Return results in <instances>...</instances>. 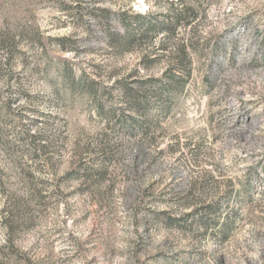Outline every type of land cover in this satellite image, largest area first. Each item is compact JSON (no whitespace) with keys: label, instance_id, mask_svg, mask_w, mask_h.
I'll list each match as a JSON object with an SVG mask.
<instances>
[{"label":"rangeland","instance_id":"374dc122","mask_svg":"<svg viewBox=\"0 0 264 264\" xmlns=\"http://www.w3.org/2000/svg\"><path fill=\"white\" fill-rule=\"evenodd\" d=\"M0 264H264V0H0Z\"/></svg>","mask_w":264,"mask_h":264},{"label":"trees","instance_id":"16d2710c","mask_svg":"<svg viewBox=\"0 0 264 264\" xmlns=\"http://www.w3.org/2000/svg\"><path fill=\"white\" fill-rule=\"evenodd\" d=\"M103 13L105 20H107V30H110L111 28L109 26L114 16L109 11H104ZM116 16L118 23L125 28V33L120 37L121 35L119 33L112 32L109 42L117 44L121 49L128 50L135 46L143 47L145 43L150 45L155 42L160 35L170 40L176 34L177 27L182 24L183 20L187 19L183 13L171 18L152 15L151 13H134L130 10L116 14ZM178 49V52H181V54L185 52V47L179 46ZM144 59H147V57ZM164 78L168 81V85L178 83V79L169 72L166 73ZM213 81L214 79L210 80V83ZM147 82L148 81L137 80L135 84H137L139 88H142ZM152 83L160 85V81L157 80H152ZM146 96V93L142 92L136 99H143L146 98ZM223 227L225 228L223 233L225 235L228 233V228L226 226ZM224 238H226V235Z\"/></svg>","mask_w":264,"mask_h":264}]
</instances>
